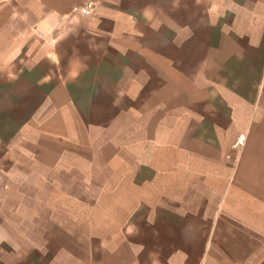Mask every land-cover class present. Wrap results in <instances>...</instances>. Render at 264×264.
<instances>
[{
    "label": "rangeland",
    "instance_id": "rangeland-1",
    "mask_svg": "<svg viewBox=\"0 0 264 264\" xmlns=\"http://www.w3.org/2000/svg\"><path fill=\"white\" fill-rule=\"evenodd\" d=\"M92 12L77 15L87 18ZM72 20L73 16L65 21ZM36 36L34 33V40ZM39 50L35 45L0 47V214L6 217L10 247L17 253L12 262L167 264L174 257L169 252L179 245L174 246L173 238L158 239L153 223L156 209L181 210L192 218V223L175 234L179 243L186 242L192 229L194 236L207 230L210 223L199 216H222L214 223L215 231H225L230 237L234 230L247 237L254 229L264 231V175L259 180L250 174V167L264 166V137L242 128L244 137L239 141L229 135L228 128L222 132V128L204 126L194 119L184 125L186 108L195 104L180 87L187 83L197 87L199 79L149 80L128 100L118 92V83L102 85L100 91L115 102L109 106L108 100L106 106L111 109L107 110L92 104L94 96L88 94L67 101L50 93L59 82L79 92L88 91L96 80L72 77L88 65L68 60L67 53L60 67L62 77L52 72L43 77L53 65L52 52L41 59L36 55ZM91 65L95 69L97 64ZM126 65L123 70L135 69V64ZM113 69L121 70L120 64H114ZM169 88L176 93L164 96L163 91ZM126 106L133 110L123 111L121 107ZM73 107L79 110L71 112ZM56 108L60 120L54 118ZM75 113L84 118V127L76 123ZM179 119L181 126L174 127L180 137L174 149L180 156L178 165L185 162L188 150L207 158L201 165L210 162L221 172L240 164L239 174L231 176L232 183L224 190L221 182L227 175L219 173L220 182L216 183L206 181L200 171L179 176L187 181L179 180L167 189L157 179L150 183L155 171L149 168L151 163H157L161 171L173 163L162 155L164 147L166 151L173 148L152 135L153 122ZM135 139L142 142L136 144ZM57 152L64 158L59 164L51 158ZM122 153L130 157L121 160ZM136 154L137 158H131ZM136 162L140 163L137 178L133 175L136 167H129ZM188 241L191 243L190 237ZM122 244L127 251L132 249V254H120ZM175 257L177 264H195L197 258Z\"/></svg>",
    "mask_w": 264,
    "mask_h": 264
},
{
    "label": "crops",
    "instance_id": "crops-1",
    "mask_svg": "<svg viewBox=\"0 0 264 264\" xmlns=\"http://www.w3.org/2000/svg\"><path fill=\"white\" fill-rule=\"evenodd\" d=\"M86 2L92 3L93 12L90 17L83 18L77 15L79 12L74 7ZM72 16L71 23L65 21ZM34 33L39 36L35 40ZM21 45L39 46L36 55L41 59L52 52L53 65L43 77L51 72L62 77L60 67L65 53L68 60L88 65V69L85 67L72 77L95 79L92 84L96 87L79 92L59 82L50 93L61 95L64 100L72 101L74 95L88 94L94 96L92 104L108 110L111 108L106 106L107 101L109 106L115 102L106 92L100 91L102 85L118 83V92L128 100L133 99L149 80H159V83L161 79L168 82L199 79L197 87L190 83L180 87L195 104L186 108L184 125L194 119L204 126L222 128V132L228 128L229 135L239 141L244 137L242 128L264 137V0H0V47ZM67 46L71 50L63 52L62 48ZM129 63L135 64V69L123 70ZM91 64H97L96 68L93 69ZM114 64H120L121 70H114ZM19 71L25 73L22 67ZM175 90L169 88L162 94L172 96ZM74 109L79 110L73 107L71 112ZM121 109L133 110L127 106ZM59 111L56 108L53 113L57 120L61 117ZM75 116L76 123L84 127V118L76 113ZM180 121L162 120L155 125L153 122L152 135L161 144L173 148L162 150V155L173 163L162 171L157 163H151L149 168L155 171L150 183L157 179L167 189L179 180L187 181L179 176L200 171L206 181L216 183L220 182L219 173L227 175V180L221 182L224 190L232 183L231 176L239 174L240 164L228 172H221V168L210 162L207 166L201 165L207 158L188 150L185 162L178 165L180 156L174 149L180 137L174 127H180ZM120 126L125 127L123 123ZM161 133H164L162 138ZM133 142L139 144L142 141L135 139ZM51 155L57 164L64 159L58 152ZM129 157L128 153L119 156L121 160ZM137 157V154L131 155V158ZM139 165L136 162L129 166L136 167L135 178L139 176ZM250 174L261 180L264 166L250 167ZM7 186L10 187V183ZM185 214L181 210L158 212L156 209L154 212L158 239L173 238L174 246L179 245L169 252L174 257L167 264H177L175 256L178 254H184L186 258L197 256L195 264H264V231L254 229L247 237L246 233L234 230L230 237L225 231H215L214 223L220 222L222 216H199L206 217L210 223L207 230L194 236L192 229L185 237L186 242L175 241V234L193 222ZM185 229L189 232L187 227ZM6 231V217L0 214V264H17L12 262V255L17 253L12 251L11 237ZM127 248L122 244L120 254H132V249L127 251ZM139 249L137 247L136 253Z\"/></svg>",
    "mask_w": 264,
    "mask_h": 264
},
{
    "label": "built area",
    "instance_id": "built-area-1",
    "mask_svg": "<svg viewBox=\"0 0 264 264\" xmlns=\"http://www.w3.org/2000/svg\"><path fill=\"white\" fill-rule=\"evenodd\" d=\"M74 10L78 11L81 14H89L92 11V3L86 2L81 6L74 7Z\"/></svg>",
    "mask_w": 264,
    "mask_h": 264
}]
</instances>
